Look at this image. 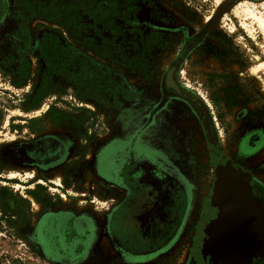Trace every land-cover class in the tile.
Here are the masks:
<instances>
[{"label":"rangeland","instance_id":"obj_1","mask_svg":"<svg viewBox=\"0 0 264 264\" xmlns=\"http://www.w3.org/2000/svg\"><path fill=\"white\" fill-rule=\"evenodd\" d=\"M9 1L0 33V264H57L30 238L38 219L47 209L75 205L81 211L105 203L96 185V153L128 105L156 102L175 59L180 64L170 75L207 102L232 158L245 133H264V37L244 11L249 7L264 17V0H233L215 27L185 52L186 41L227 0ZM46 33L57 36L55 51L74 49L77 75L72 80L66 73L42 75ZM35 131L69 136L74 148L68 170L41 173L13 161L12 144ZM191 133L196 171L210 173L214 162L206 136L202 130ZM248 162L264 164V144ZM216 163L218 175L231 164L217 157ZM214 243L218 251L220 238ZM110 258V264H128Z\"/></svg>","mask_w":264,"mask_h":264},{"label":"flooded vegetation","instance_id":"obj_2","mask_svg":"<svg viewBox=\"0 0 264 264\" xmlns=\"http://www.w3.org/2000/svg\"><path fill=\"white\" fill-rule=\"evenodd\" d=\"M9 2L0 0V33ZM206 25L186 41L184 52L208 32L200 36ZM179 64L171 62L152 106L128 105L110 126L93 167L105 203L81 211L75 205L47 209L40 216L30 238L44 257L57 264H110V255L128 264H264V164L248 162L262 149L264 133H245L232 158L207 102L170 75ZM193 130L205 134L214 162L204 175L196 171ZM35 133L12 144L13 161L41 173L68 170L74 148L69 136ZM216 157L231 162L219 175Z\"/></svg>","mask_w":264,"mask_h":264},{"label":"trees","instance_id":"obj_3","mask_svg":"<svg viewBox=\"0 0 264 264\" xmlns=\"http://www.w3.org/2000/svg\"><path fill=\"white\" fill-rule=\"evenodd\" d=\"M46 33L45 36L48 37L45 39V42H43L42 47V55L45 59L47 69L45 70V77L44 78H50L53 73H62V74H68V78H74L76 76L75 72V64L72 61L76 58L74 54V49H71L68 51L67 49H63V51H55L54 50V43L57 39L55 35ZM55 39V40H54ZM55 52H59L57 56L54 55ZM54 59H59L55 60ZM67 61V62H66ZM71 67V68H70Z\"/></svg>","mask_w":264,"mask_h":264},{"label":"water","instance_id":"obj_4","mask_svg":"<svg viewBox=\"0 0 264 264\" xmlns=\"http://www.w3.org/2000/svg\"><path fill=\"white\" fill-rule=\"evenodd\" d=\"M233 3V0H227L218 10H217V12L212 16V18H211V20H210V22H208V24L205 26V28L200 32V36H202L203 34H204V32H206V31H211L214 27H215V25L217 24V22H218V20H219V18H220V16L222 15V13L225 11V10H227L229 7H230V5ZM229 172H231L233 175H231V176H233L234 178H236V180H238V177H237V175H235V173H233L230 169H227ZM226 183L224 182L223 183V193H224V195H225V193H226ZM234 192V191H233ZM252 250H254V248L252 249ZM255 251V250H254Z\"/></svg>","mask_w":264,"mask_h":264},{"label":"bare ground","instance_id":"obj_5","mask_svg":"<svg viewBox=\"0 0 264 264\" xmlns=\"http://www.w3.org/2000/svg\"><path fill=\"white\" fill-rule=\"evenodd\" d=\"M241 2H242V1H241ZM241 2H240V4H241ZM244 11H245V13H246V16H248V18L252 19V21H256V22L259 24V27L261 28L262 33H263V37H264V17L258 15V14L255 12L256 10L253 11V9H251V8H249V7H246ZM261 15H262V14H261ZM243 25H244L245 29H247V31H248L252 36H254V33H253L254 30H252V27L249 28L248 25H247L245 22H243ZM262 46H263V49H264V42H263V45H262ZM263 65H264V63H263Z\"/></svg>","mask_w":264,"mask_h":264}]
</instances>
